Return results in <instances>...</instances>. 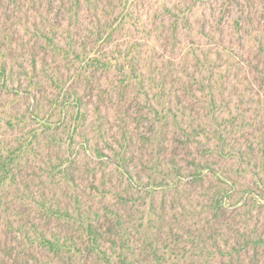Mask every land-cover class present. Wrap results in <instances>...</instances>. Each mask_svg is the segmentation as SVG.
Returning a JSON list of instances; mask_svg holds the SVG:
<instances>
[{
  "label": "rangeland",
  "instance_id": "obj_1",
  "mask_svg": "<svg viewBox=\"0 0 264 264\" xmlns=\"http://www.w3.org/2000/svg\"><path fill=\"white\" fill-rule=\"evenodd\" d=\"M4 36L19 44L28 59H46L50 65L62 60L63 73L70 71L66 78L84 76L89 67L82 60L91 58L111 60L113 65L131 58L146 62L143 85L126 87L122 94L131 118L117 113V101L109 100L106 90L114 69L102 65L94 68L93 97L85 99L88 106L82 109V118L70 103L60 102L61 94L52 92L53 102L40 105L37 112L29 95L18 98L17 109L26 116L14 121L13 129L4 122L10 106L0 109V143L28 136L29 170L20 187L43 232L59 234L63 228L55 213L63 200L57 199L61 169L47 167L50 155L72 165L75 180L69 195L77 187L93 211L120 212L137 226L151 220L159 227L157 215L163 213L169 220L187 216L197 221L206 216L207 198L196 189L166 186L173 162L187 167L196 152L213 167L211 177L215 171L229 176L238 190L254 181L252 163L208 150L213 132L192 137L194 145L187 148L183 129L188 121L174 120L168 108L177 101L174 93L189 90L193 99L189 106L194 103L209 127L228 133L227 140L245 142L264 132L259 123L264 121V0H0V37ZM54 36L66 52L51 49L48 41ZM156 92L162 94L160 102L154 98ZM51 136L55 139L47 138ZM59 163L53 159V165ZM51 172L53 178L48 177ZM212 186L210 181L196 188L212 193ZM9 200L13 201L11 195ZM193 210L201 211V217H191ZM251 210L235 220L253 216V223L258 218L264 230V205ZM156 231L152 228V233Z\"/></svg>",
  "mask_w": 264,
  "mask_h": 264
},
{
  "label": "trees",
  "instance_id": "obj_2",
  "mask_svg": "<svg viewBox=\"0 0 264 264\" xmlns=\"http://www.w3.org/2000/svg\"><path fill=\"white\" fill-rule=\"evenodd\" d=\"M48 42L51 49L57 52L67 51L55 36ZM21 48L7 36L0 37V109L10 106L11 110L4 112L7 113L5 125L10 129L15 127L14 121L24 120L26 116V111L20 112L16 103L18 98H25L26 95H29L37 112L40 105L53 102L49 92L57 93V96L61 94L60 102L63 105L70 103L77 111L76 116L82 118L84 112L81 111L88 106L85 99L93 97L94 68L100 65L109 71L114 69V77L106 93L110 101H117V113L123 112L125 117L131 118L126 110L129 105L124 108L126 100L122 94L126 87L139 88L143 85V66L146 62L141 58H131L114 65L111 60H82L86 68L89 67L86 74L66 78L70 71L67 69L66 74L63 73L62 60H54L50 65L46 59H28L21 53ZM156 93L154 98L159 97L157 102H160L162 94ZM191 93L189 90L174 93V100L177 101L168 108V114L174 120L188 121L183 129L186 147L194 145L192 137L213 132L208 150H213L222 158H236L248 165L252 163L253 182L238 190V185L229 176L215 171L214 177H211L209 172H213V167L204 164L202 153L196 152L187 167L180 168L173 162L166 186L178 191L182 186L196 189V194L207 198L204 204L206 216L197 221L187 216L173 217L170 221L163 213L157 215L159 227L154 226L151 220L137 226L120 212L112 213L108 209L93 211L92 206L84 202V196L77 187L69 195V186L75 180L72 165L66 164L68 160L64 161L58 155H50L46 158L47 167L61 169L62 191L57 199L66 202H61L55 210L59 221H62L61 233L48 234L35 224L34 209L28 208L24 202L23 188L20 187H24V173L29 170L25 156L30 150L28 136H14L9 142L0 143V264H264V230L259 228L258 218L255 223L253 216L245 221L235 220L237 216L248 215L252 207L264 205V194L256 190L264 192V132L245 142L235 138L227 140L228 133L218 131L213 125L209 127L201 121L194 103L189 106V102L193 101ZM184 96L187 98L184 99ZM180 97L182 102H179ZM130 100L134 102V98ZM211 103L215 105L213 98ZM189 108L191 113L187 114ZM259 123L264 124V121ZM253 126L258 129L255 123ZM47 138L55 139L54 136ZM38 140L39 137H36L35 142ZM53 159L60 160V163L53 165ZM54 175L55 172H51L48 177L53 178ZM210 181L214 188L212 193L197 190L196 187L200 189ZM157 186L153 185V189ZM10 195L13 201L9 200ZM189 201L197 202L194 199ZM197 206L202 207L200 204ZM177 207L181 209L179 205ZM185 209L186 206L182 208ZM193 211L189 212L191 217H201V211ZM152 228L157 231L152 233Z\"/></svg>",
  "mask_w": 264,
  "mask_h": 264
}]
</instances>
